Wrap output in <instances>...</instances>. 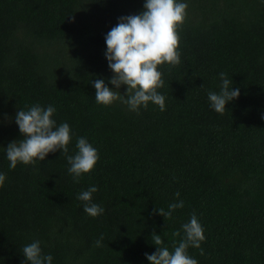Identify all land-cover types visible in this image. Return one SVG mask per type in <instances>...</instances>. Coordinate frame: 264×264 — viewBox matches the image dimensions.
<instances>
[{
	"label": "trees",
	"instance_id": "1",
	"mask_svg": "<svg viewBox=\"0 0 264 264\" xmlns=\"http://www.w3.org/2000/svg\"><path fill=\"white\" fill-rule=\"evenodd\" d=\"M182 2L181 63L158 66L165 110L149 102L137 114L98 105L92 82L115 90L105 36L145 0H0V264H24L37 240L52 264H149L151 235L171 251L193 213L205 235L203 255L188 249L198 264H264V0ZM222 72L240 88L223 115L207 98ZM34 104L69 124V155L78 137L97 149L79 183L59 150L9 168L5 149L23 139L15 115ZM93 185L95 218L76 199ZM178 200L171 219L154 213Z\"/></svg>",
	"mask_w": 264,
	"mask_h": 264
},
{
	"label": "clouds",
	"instance_id": "2",
	"mask_svg": "<svg viewBox=\"0 0 264 264\" xmlns=\"http://www.w3.org/2000/svg\"><path fill=\"white\" fill-rule=\"evenodd\" d=\"M188 5L182 0H145L143 11L139 14L121 16L118 23L105 36L106 51L104 56L108 68L113 73L108 81L115 90L106 86L104 79H95V101L105 107L116 101L127 105L129 111L139 114L141 108L146 109L149 102L165 110L166 97L158 92L164 86L162 72L158 66L167 64L175 67L181 63L179 49L180 36L178 29L183 25ZM221 86L219 93L208 92L207 98L211 109L223 115L226 104L240 95V88L232 87V80L225 73L219 74ZM126 86L125 94L119 92L121 86ZM126 97V98H125ZM56 109L49 105L42 107L34 104L27 110H19L15 115L23 139L12 141L7 145L6 157L9 168L15 169L18 163L36 166L49 153L60 151L64 154L70 167L68 173L73 183H79L84 174L90 173L99 160L98 151L86 138L78 137L74 155H69L68 145L71 142V128L67 123L56 124L53 119ZM264 118V117H262ZM6 179L0 173V187ZM97 186H91L81 191L76 199L83 203V211L95 218L104 213V208L93 203V194ZM178 198L180 193H175ZM184 207V201L170 203L167 211L163 208L154 209L164 219H171L177 209ZM183 237L170 251L164 246L160 235L153 233L151 242L156 251L151 255L145 253L149 264H198V261L188 254L189 248L200 249L205 240L204 229L197 216L193 213L190 220L182 225ZM176 231L173 236H180ZM103 235L96 241V246H102ZM27 264H52V256L42 253L40 242L34 241L22 249Z\"/></svg>",
	"mask_w": 264,
	"mask_h": 264
}]
</instances>
